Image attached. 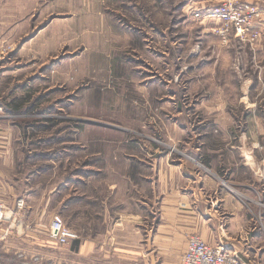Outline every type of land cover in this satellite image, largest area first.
<instances>
[{"label": "rangeland", "instance_id": "obj_1", "mask_svg": "<svg viewBox=\"0 0 264 264\" xmlns=\"http://www.w3.org/2000/svg\"><path fill=\"white\" fill-rule=\"evenodd\" d=\"M225 4L241 23L210 15ZM0 45L22 104L0 111L14 155L0 229L40 213V237L2 240L0 264H87L49 238L52 219L103 243L119 213L150 204L158 172L264 209V0H0ZM107 253L90 261L135 263Z\"/></svg>", "mask_w": 264, "mask_h": 264}, {"label": "crops", "instance_id": "obj_2", "mask_svg": "<svg viewBox=\"0 0 264 264\" xmlns=\"http://www.w3.org/2000/svg\"><path fill=\"white\" fill-rule=\"evenodd\" d=\"M10 60V56H5L0 64V97L4 100V103L0 102V108L5 112L22 110V104L9 93L10 89L18 87L8 69ZM13 161V152L0 150V178L11 174ZM174 172L178 174L176 170ZM206 174L203 175L209 177ZM148 183L150 204L139 206L136 203L129 212L119 213L104 231L103 243L95 241L94 231L87 234V239L78 242L73 249L77 260L82 257L87 264H94L91 257L96 250L106 247L107 255L114 256L119 251L123 259L135 261L134 264H181L187 239L197 235L208 245H226L241 264H264L263 207H257L253 202L258 209L250 210L239 195L223 186H217L209 194L202 189L200 194L193 192L185 185L174 189L175 183L160 178L159 172ZM252 193L256 195L254 190ZM259 197L264 204V191ZM10 208L14 210L15 206ZM23 215L18 218L15 231H7V224L0 229V242L10 237L22 240L40 237V226L36 224L40 213L25 207Z\"/></svg>", "mask_w": 264, "mask_h": 264}, {"label": "built area", "instance_id": "obj_3", "mask_svg": "<svg viewBox=\"0 0 264 264\" xmlns=\"http://www.w3.org/2000/svg\"><path fill=\"white\" fill-rule=\"evenodd\" d=\"M228 7V8H226ZM231 5H224L212 11L210 15L217 18H223L228 22L239 24L242 22L240 16L231 10ZM8 53L6 46L0 45V64ZM1 111V108H0ZM5 209L0 206V222L8 221L4 213ZM49 238L59 247L67 246L78 240L76 233L69 230L59 217H54L49 226ZM41 261V258H35L34 262ZM181 264H241L237 256L224 245H208L198 236L192 235L186 241L185 251L181 258Z\"/></svg>", "mask_w": 264, "mask_h": 264}, {"label": "trees", "instance_id": "obj_4", "mask_svg": "<svg viewBox=\"0 0 264 264\" xmlns=\"http://www.w3.org/2000/svg\"><path fill=\"white\" fill-rule=\"evenodd\" d=\"M14 112H16V111H14ZM18 112V111H17ZM74 245H72V249H74V248H76L77 247V245H78V242H74L73 243Z\"/></svg>", "mask_w": 264, "mask_h": 264}]
</instances>
